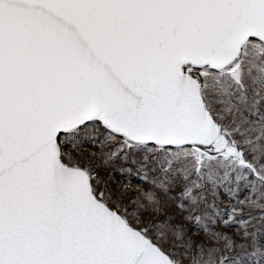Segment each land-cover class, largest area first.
Segmentation results:
<instances>
[{
    "label": "snow or ice",
    "instance_id": "1",
    "mask_svg": "<svg viewBox=\"0 0 264 264\" xmlns=\"http://www.w3.org/2000/svg\"><path fill=\"white\" fill-rule=\"evenodd\" d=\"M0 264H264V0H0Z\"/></svg>",
    "mask_w": 264,
    "mask_h": 264
}]
</instances>
